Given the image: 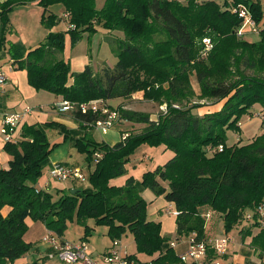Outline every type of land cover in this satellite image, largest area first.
Instances as JSON below:
<instances>
[{"label": "trees", "instance_id": "1", "mask_svg": "<svg viewBox=\"0 0 264 264\" xmlns=\"http://www.w3.org/2000/svg\"><path fill=\"white\" fill-rule=\"evenodd\" d=\"M98 1L0 3V59L7 55L15 71H25L29 86L37 92L78 106L97 101L101 108L112 110L106 102L143 92L145 99L166 104L167 111L153 119L118 107L119 121L145 128L113 145L97 142L85 132L105 117L100 112H71L79 124L76 133L55 122L23 124L18 137L16 129L3 146L10 160L0 169V264H13L30 251L31 245L23 240L26 218L43 223L59 240L73 222L84 229L80 240L84 242L99 226L107 228L111 241L130 234L138 254H158L148 263L128 255L136 264H182L172 242L161 235V224L147 220L148 203L141 196L144 189L174 206L177 238L194 233L197 240H208L205 215L211 212L223 221L225 234L239 228L243 241L249 237V248L261 260L264 121L262 134L246 145L228 146L227 133L240 132L241 118L250 115L254 106L264 109L263 7L250 0H225L222 6L199 0H102L99 7ZM33 2L43 10L40 21L48 31L46 37L28 52L20 43L7 46L9 14L15 7ZM55 5L65 10L66 32L51 31L60 21L47 10ZM240 9L258 26V42L239 36L244 21ZM98 28L114 47L116 64L98 71L86 65L80 72H71L63 58L66 35L76 44L84 33L92 35ZM113 32L122 37L109 41L107 34ZM204 39L212 46L206 52ZM192 74L200 98L222 102L220 109L198 115L193 113L198 104L182 106L183 100L188 102L195 95L189 81ZM51 129L65 140L72 136V147L84 156L90 182L89 188H70L56 200L51 193L35 188L55 147H50L46 134ZM143 145L164 147L173 157L145 172L140 181L128 177L121 186L111 185L112 180L127 175L130 157ZM90 220L93 227L88 225Z\"/></svg>", "mask_w": 264, "mask_h": 264}, {"label": "crops", "instance_id": "2", "mask_svg": "<svg viewBox=\"0 0 264 264\" xmlns=\"http://www.w3.org/2000/svg\"><path fill=\"white\" fill-rule=\"evenodd\" d=\"M4 1L6 0H0V3ZM250 1L259 2L260 5L264 9V0H250ZM52 9H53L52 13L56 14L57 17L60 19V21L51 31L55 33L66 32L68 23L65 17L64 8L60 5H55L52 7ZM13 10L14 11L11 14H13L16 10H19L23 13H26L28 17H30L33 14V13H29L31 11L38 12L40 17L43 13L42 8H40L37 5V2L18 6V7H15ZM11 14H9V16ZM262 23H264V15H263V19L260 25ZM47 33L48 31L44 30L42 37H39V39L37 38L36 40L34 39L33 41V39L29 37L27 38L26 36L21 37L22 39L19 40L17 37L10 36L11 34V31H10V33L7 36L6 42L13 44V43H18L19 41V43H22V47L25 50V52H28L36 48L44 40ZM65 61L68 62L67 60ZM0 69L5 73L7 77L6 84L0 88V127H1V118L3 115L5 114L10 115L13 113H22L23 110L28 108V109H31L32 111L31 113L24 115L22 117V120L19 122L18 127H17V132H16L17 137L20 134V127L23 124L34 125V124H42L46 122H55L58 124H62L69 131H72L75 133L77 131L79 132L80 130L78 128L79 124L73 119L71 112L61 113L55 110L54 104L56 102L62 101L61 97L54 96L52 94L51 96H49L48 94H42V91L37 92L35 89L30 87L27 82L26 72L25 71H15L7 55L0 59ZM47 98H50L51 101H49L48 103H46V105H44L43 100ZM106 103L108 104L109 101ZM256 106L258 108L260 107L258 105ZM94 130H95L94 128L92 129L89 128L85 132L94 139L93 137ZM119 132H120L119 140L111 142V143H107V142L105 143L109 145H113L121 141V133L126 132V131L120 130ZM46 134H47L48 141L50 143V147H53L54 145L55 147H57V148L54 147L52 149V152L55 149H58L59 152H57V154H54V155L50 154L47 164L43 169V174L41 178L37 180L35 184V188L39 191H45V192L51 193L53 195V200H56L62 194V192L70 188L77 187V179L67 180V181H71L72 183L70 185H65L62 182H66V181L52 180L48 175V170L51 168L53 164H56V163H60L69 168L74 167V166H69L66 161L69 159L73 151L72 141H71L72 136L68 138L67 140H65L63 135L60 134L58 130L56 129L47 130ZM81 134H84L83 131L81 132ZM4 144H5L4 137L0 133V169L5 168L10 160V157L3 151ZM147 158H148L147 155H144V157L140 160V162ZM132 159L133 157L131 156L129 162L133 164L134 168L139 169L142 167L141 165H138V163L136 164V161ZM81 169L83 170V168ZM131 173L132 172H130L127 169V175L114 179L111 182L121 181L123 185L128 177H133L135 180H137L136 177L132 175ZM159 199H162L163 204L156 205L150 211H148L149 206L153 205L155 202H151L150 205L148 206L147 208V218L148 219L147 220L160 223L161 224V235L167 236V233L172 231V227L174 226V224L173 226L172 225L170 226V224L166 223V225L163 226V223L165 224L164 222L165 219L160 218L161 220H159V218H155L154 216L158 212V210L159 209L161 210L165 205L172 206L173 207L172 210H174V206L172 204L167 203L163 199V197H157L156 201ZM166 212L170 213L171 211L166 210ZM216 219H217L216 221H213L215 222L213 223V228L212 229L210 228L211 233H207L208 229L207 227H205V235L208 240L214 239L216 237L219 238L221 234L225 236L227 235L230 237V242L227 246V252L223 256V258L229 256V260L232 261V264H245L246 262L264 264V257L260 260L257 254L249 248V242H250L249 237H247L243 241V239L241 238L242 235L241 233H239L240 232L239 228L237 230H233L229 234H225V232L223 231V221L220 218L218 219V217H216ZM25 224L27 225V231L23 236V240L26 243H29L31 245V249L23 257L17 259L13 264H32V263L63 264L57 258H50L49 255L52 254V249L49 246L41 242L42 238L49 232L45 228V225L41 222H34L30 218L25 219ZM88 225L90 227H93L94 225L93 221L92 220L88 221ZM97 229L98 227H94V231L92 232L91 237L94 235H98ZM103 229L104 230L101 232V235H100L101 237L97 238L94 241V243L89 244L90 237L85 240L86 242H88L89 252L91 256L94 258H99L100 256H102L110 248L111 243H112V241L107 237V228L103 227ZM83 234H84V229L81 226L77 225L75 222L69 223L67 230L65 231L63 237H61V240L69 241V242H78L82 240ZM124 236H127V235H124ZM238 238L241 241L242 249L244 248V246H246L244 250H241L240 247H239L240 249L237 248L238 244H236L235 241ZM105 239L108 240V242L103 247L100 244V242L101 240L105 241ZM118 241L120 243V247L122 248L123 251H125L127 255H134L140 262L148 263L154 260L158 256V254H155L153 256H146L144 254H138L137 252L127 253L125 250L126 248L122 246V243H123L122 238ZM176 243H177L176 247L180 248L182 252L186 249V243L179 242V241H177ZM174 251L176 254L181 253V251L180 252H176V250ZM142 256H144L143 259H142Z\"/></svg>", "mask_w": 264, "mask_h": 264}, {"label": "rangeland", "instance_id": "3", "mask_svg": "<svg viewBox=\"0 0 264 264\" xmlns=\"http://www.w3.org/2000/svg\"><path fill=\"white\" fill-rule=\"evenodd\" d=\"M184 1V0H179ZM199 1H213L219 5H223L225 0H199ZM230 1V0H228ZM103 4L102 0H99L97 2V6ZM52 7H49L47 10L49 13H52ZM41 8V7H40ZM14 11V10H13ZM12 11V12H13ZM11 12V13H12ZM47 12V13H48ZM10 13V14H11ZM29 13H33L30 17L27 16L26 13H23L19 10H16L13 14L9 16V25L11 28V34L10 36L17 37L19 40L22 39L21 37L26 36L27 38H31L36 40L39 37H42L44 33V27L41 24V17L38 14V12L31 11ZM103 29L98 28L95 33L92 35L88 33H84L82 35V38L80 41L76 44H73L70 36L65 37V48L63 51V58L68 61L70 70L73 72H80L86 65H90L95 71L101 70L102 67L108 66V67H114L116 64V58L114 55V47L110 45L109 42H107L104 37ZM114 34H107L109 37L107 39L109 41H113V39L121 38L122 35L118 32H113ZM242 37L245 41L255 43L259 41V36L257 33L250 32L249 29H246L245 32H243ZM19 43V41H18ZM11 43L7 42V46ZM15 44V43H13ZM22 45V43H20ZM190 85L195 93L194 97L190 98L188 102H185L183 100V104L189 103V105L192 104H198L199 107L195 110H193L194 114L203 115L205 113L214 112L221 108L222 102H216L209 100V99H201L200 98V92L198 89V86L196 84L195 76L192 74L189 77ZM41 92V91H40ZM42 94H48L51 96V94L43 92ZM44 105L51 101L50 98L43 100ZM106 105H109L112 107V110L109 111H116L118 107H121L124 110H131L136 112H142L149 114L151 118L156 119L160 115H164L167 111V105L161 104L160 101H150L144 98L143 92H137L133 94L129 99L122 100H112L109 101V103ZM174 107H177L174 105ZM251 110H253L251 112ZM250 110V115L243 116L238 124L240 128V132L235 133L233 131H228L227 137H228V146L234 145V144H240V145H246L249 144L251 141H253L254 138L262 134V121H264V109L261 107L254 106ZM93 128V127H90ZM145 128V125L142 124H133L128 122H121L119 120H114L113 125L110 130L108 131H93V137L97 142H107L111 143L114 141L119 140L120 138V130L126 131L121 133V139H124L128 136V134L131 135H137L142 132V130ZM53 137V136H52ZM57 148V147H55ZM73 148L72 154L69 157L67 161L71 169L76 168L79 173L84 176L85 181L77 180V187L78 188H89L90 182H89V169H87V165L84 160V156L79 154L77 150ZM59 152L58 149H55L53 152H51V155L57 154ZM49 154V156H50ZM212 153H208V155H211ZM144 155H147V159L140 162V160L144 157ZM48 156V158H49ZM133 159L136 161V164L141 165L139 169H136L133 167L132 163L127 164V169L132 172L131 174L134 175L137 179V181H140L142 175L147 171H152L158 166L164 165L171 157H173V153L169 150H165L164 147H149L146 145H143L139 147L135 153L133 154ZM132 162V161H131ZM83 168V170L81 169ZM65 185H70L71 181L62 182ZM124 183V182H123ZM114 186H120L122 185L121 181H114L110 183ZM141 196L147 201L148 206L151 202H155L153 205L149 206L148 211H150L153 207L159 204H163L162 199H159L156 201V198L153 196L152 192L150 190L144 189L141 192ZM147 208H146V217H147ZM173 207L170 205H165L161 210L159 209L158 212L155 214V218L165 219L163 223V226L166 225V223L170 224V226L174 224L172 227V231L167 233V237L169 238L170 242L176 243L177 241H174L177 238L176 235V225H175V217L171 214V212H166V210L172 211ZM217 216L213 214V217L206 220L205 227H207L208 231L207 233H211L210 228H213V221H216ZM148 219V218H147ZM219 219V218H218ZM221 222V221H220ZM103 227L99 226L97 229L98 235H94L89 238V244L94 243V241L101 237V232L103 231ZM253 233H256V230L253 231ZM221 234V233H220ZM127 236L122 237V246L125 247L127 253H135L136 247L135 243L133 241V238L130 234H126ZM223 234H221L220 237ZM219 237V238H220ZM217 238V237H216ZM179 239V240H178ZM188 237L182 236L180 238H177L179 242H184L187 244ZM215 239V238H214ZM186 240V241H185ZM207 241V240H206ZM108 240L105 239L101 240L100 244L104 247L107 244ZM86 245L89 248L88 242H86ZM236 244H238L237 248L241 250H244L246 246L242 249L241 247V241L240 239H236ZM240 247V248H239ZM174 250L176 252H180L181 249L178 247H175ZM227 252V251H226ZM182 253V251H181ZM181 253H178L181 254ZM144 256H142V259ZM220 264H232V261L229 260V256L223 258H219Z\"/></svg>", "mask_w": 264, "mask_h": 264}, {"label": "built area", "instance_id": "4", "mask_svg": "<svg viewBox=\"0 0 264 264\" xmlns=\"http://www.w3.org/2000/svg\"><path fill=\"white\" fill-rule=\"evenodd\" d=\"M239 15L243 17L244 21L238 31L239 36H242L246 29L250 32L258 34V26L244 11L239 10ZM65 17H67L65 15ZM204 51L211 49V43L208 39H204ZM7 82L5 73L0 69V88ZM55 110L58 112H73L79 110L81 114L88 112L98 113L105 116L103 119L94 123L93 128L99 132L110 130L113 121L118 120L117 112L109 111L101 108L99 102L92 101L87 104L75 105L68 101H59L54 104ZM31 109H25L22 113H13L10 115H3L1 118L0 133L3 135L5 142L12 140V135L17 129L22 117L31 113ZM221 149V147H220ZM219 149V150H220ZM48 175L52 180L67 181L70 179H77L85 181L77 169H71L60 163L53 164L48 170ZM173 216L178 213L175 210L171 211ZM211 217V212L206 213L205 220ZM250 218V215L247 216ZM41 242L52 249L50 258H57L63 264H136L133 260L128 258V255L120 247L118 240H113L110 248L99 258H94L89 252V248L84 241L69 242L57 239L53 234L48 232L41 240ZM230 242L229 236L210 239L207 241H199L193 233L187 239L186 249L178 255V259L182 264H220L219 258L223 257L227 251V246ZM177 243L172 242L171 247L175 248Z\"/></svg>", "mask_w": 264, "mask_h": 264}, {"label": "water", "instance_id": "5", "mask_svg": "<svg viewBox=\"0 0 264 264\" xmlns=\"http://www.w3.org/2000/svg\"><path fill=\"white\" fill-rule=\"evenodd\" d=\"M71 193L73 194L74 193V190H71Z\"/></svg>", "mask_w": 264, "mask_h": 264}]
</instances>
